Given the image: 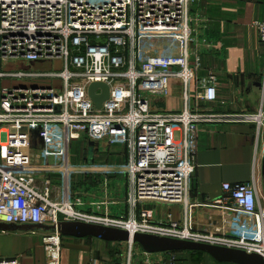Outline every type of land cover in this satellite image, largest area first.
<instances>
[{
	"label": "built area",
	"instance_id": "built-area-1",
	"mask_svg": "<svg viewBox=\"0 0 264 264\" xmlns=\"http://www.w3.org/2000/svg\"><path fill=\"white\" fill-rule=\"evenodd\" d=\"M193 1L0 0V83L34 82L0 87V222L82 221L264 257V204L255 179L225 182L223 194L213 200L189 199L198 127L239 122L261 127L264 111L221 113L187 107L165 111L153 103L168 97L174 80L179 81L185 101L191 95L206 103L217 100L216 75L208 72L197 78L201 47L209 44L196 35ZM252 26L264 43V21ZM18 60H59L63 68H4ZM192 81L196 86L191 93ZM92 82L110 87L99 109L88 96ZM31 126L61 130L62 162L48 172L59 173L61 184L38 175L41 154L31 146L26 131ZM81 135L102 149L126 148L127 160L120 170L107 165L98 169L105 188L111 172L124 176V200L103 197L86 203L89 210L82 208L83 197L70 188L73 170L66 148ZM147 203L178 204L184 215L181 220L170 214L158 219ZM195 211H205L209 225L198 222ZM214 219L224 223L217 225ZM50 239L56 240L59 252V235L52 233ZM128 244V257L112 264H133V244ZM55 248L47 247L45 264H59V257L49 254ZM0 264L21 261L0 257Z\"/></svg>",
	"mask_w": 264,
	"mask_h": 264
},
{
	"label": "crops",
	"instance_id": "crops-1",
	"mask_svg": "<svg viewBox=\"0 0 264 264\" xmlns=\"http://www.w3.org/2000/svg\"><path fill=\"white\" fill-rule=\"evenodd\" d=\"M191 13L197 19L193 24L198 39L209 44L201 47V68L197 71V78L208 72L216 75L217 100L206 103L191 95L185 101L179 81L174 80L171 82L168 97L155 100L154 106L165 111H178L185 107L221 113L264 111V43L252 26L254 21H264V0H194ZM40 62L46 61L32 63ZM32 63L29 65L31 69L46 70L35 67ZM4 68L8 71L19 69L13 63ZM32 83L34 82L5 79L0 87L26 86ZM195 86L196 81L190 82L191 93ZM26 131L30 134L32 148L41 154L38 175L48 177L53 174L48 173L49 169L58 167L62 162L61 130L58 127L31 126ZM263 135L264 126L259 127L257 123L201 124L197 129L196 169L189 191L190 201L205 202L216 199L223 194V183H250L253 179L261 195ZM73 141L66 145L71 165ZM95 146L104 158L98 169L107 165L120 170L127 160L128 152L123 146L114 145L108 149H100L97 144ZM56 174L53 181L60 184L62 177L59 173ZM118 175L123 176L119 172L116 173ZM81 186L79 189L75 188L71 179L70 188L78 193L80 190L85 202L82 208L85 210L90 208L86 203L93 200L103 197L114 199L108 196L109 186ZM99 191L105 192V195L97 196ZM116 197L119 200L125 199V183ZM261 199L264 204L263 198ZM145 206L153 209L154 217L158 219H165L170 214L173 219L181 220L184 215L183 206L178 204L147 203ZM204 213L195 211L194 214L198 222L209 225ZM214 223L222 225L224 222L214 219ZM42 233L45 232L0 229V257H17L21 264H45L44 251L38 240V235ZM60 238L63 240L59 245V264H102L95 258V250L104 243H115L92 237L59 235V240Z\"/></svg>",
	"mask_w": 264,
	"mask_h": 264
},
{
	"label": "water",
	"instance_id": "water-1",
	"mask_svg": "<svg viewBox=\"0 0 264 264\" xmlns=\"http://www.w3.org/2000/svg\"><path fill=\"white\" fill-rule=\"evenodd\" d=\"M97 90H100L97 92ZM88 96L96 108H100L110 94V87L103 82H92L87 88ZM261 191L264 200V135L261 156ZM0 229L6 231H41L60 236L76 238L92 237L106 242H125L139 246L145 253L179 251H199L223 264H264V257L258 253L228 248L183 239L164 237L147 233H130L127 230L87 223L82 221L60 220L56 224H11L0 222Z\"/></svg>",
	"mask_w": 264,
	"mask_h": 264
},
{
	"label": "rangeland",
	"instance_id": "rangeland-1",
	"mask_svg": "<svg viewBox=\"0 0 264 264\" xmlns=\"http://www.w3.org/2000/svg\"><path fill=\"white\" fill-rule=\"evenodd\" d=\"M52 62L53 65L51 64ZM47 60L46 62L32 63L33 66H39V68L46 69L40 71H60L63 68L62 62ZM16 65V67H25L31 63L25 61H11ZM33 70V69H32ZM110 146L109 148H113ZM72 151V184L75 185V188H81V185L91 184L98 185L102 184L104 176H101L98 171V166L102 164L104 158L99 150L96 148L95 143H90L84 136H80L72 142L71 146ZM102 149V147H100ZM71 161V157H70ZM60 175V174H59ZM57 174H50L48 177L53 181L56 178ZM61 176V175H60ZM116 176V173L111 172V175L107 177L108 186L110 192L108 196L112 198H117L116 195H119L123 190L125 183L124 176ZM47 177V176H46ZM61 184V183H60ZM80 193V190H79ZM82 194V193H80ZM100 195V196H99ZM105 192L99 191V197H103ZM96 201V200H93ZM115 210V207H112ZM50 233H42L38 235V240L43 248L44 256L46 253L47 247L55 248L56 245L51 241ZM94 239V238H93ZM63 238H60L59 245H61ZM99 240V239H98ZM65 249V247H64ZM130 252V245L125 242H115V243H104L101 247H98L94 254L95 258L99 260L102 264H112L115 261L125 260ZM132 259L133 264H220L213 261L211 258L204 256L202 254L188 253V252H178V253H145L141 248L133 244L132 249Z\"/></svg>",
	"mask_w": 264,
	"mask_h": 264
},
{
	"label": "bare ground",
	"instance_id": "bare-ground-1",
	"mask_svg": "<svg viewBox=\"0 0 264 264\" xmlns=\"http://www.w3.org/2000/svg\"><path fill=\"white\" fill-rule=\"evenodd\" d=\"M53 243H57L56 240L52 239L51 240ZM49 254L55 258V259H58L59 257V252H58V247L56 246L55 249H52V250H49Z\"/></svg>",
	"mask_w": 264,
	"mask_h": 264
},
{
	"label": "trees",
	"instance_id": "trees-1",
	"mask_svg": "<svg viewBox=\"0 0 264 264\" xmlns=\"http://www.w3.org/2000/svg\"><path fill=\"white\" fill-rule=\"evenodd\" d=\"M179 252H188V253H196V254H202L204 256H207L209 258H211L209 255L203 253V252H199V251H179ZM165 253H178V252H165ZM212 259V258H211ZM213 261H215L214 259H212ZM216 262V261H215ZM218 263V262H216ZM220 264H223V263H220Z\"/></svg>",
	"mask_w": 264,
	"mask_h": 264
}]
</instances>
